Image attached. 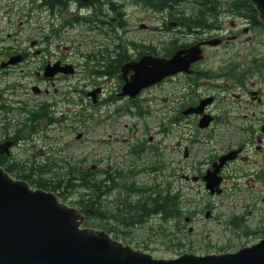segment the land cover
Wrapping results in <instances>:
<instances>
[{
    "label": "rangeland",
    "instance_id": "obj_1",
    "mask_svg": "<svg viewBox=\"0 0 264 264\" xmlns=\"http://www.w3.org/2000/svg\"><path fill=\"white\" fill-rule=\"evenodd\" d=\"M16 1L17 5L13 6L12 23L9 0H0L1 59L4 60L8 56L13 46H18L28 53L30 49L35 52L32 43L37 45L41 43V47H44L42 38L50 34L53 26L61 29V32L57 37L49 39L48 54L29 56L33 63H38L37 65L22 64L6 74L3 72L0 74V136L13 131L11 126H18L23 119H26L28 114L26 111H36V105L39 106L41 103L52 105L48 109L49 117L34 124L35 130L29 135L31 137L29 142L19 146L14 154L15 158L18 161L45 162L49 158L59 157L83 169L96 166L99 171H120L124 175L121 181L128 180L139 186L170 183V190H179L184 199L185 215L176 223H162L157 216L139 227L133 223L131 227L124 229L129 234L118 237L120 243L131 246L136 251L147 253L154 259L170 260L183 254L206 256L240 250L241 248H233L234 245L232 248H227L228 243L224 237L230 235L229 218L221 207L222 201L217 196L210 197L200 184L184 180L185 177L192 178L196 173L203 171L200 164L208 159L211 150L206 140H202L201 144L193 145L191 141L200 136L196 130H193V134L188 137L186 136L188 130L181 135L165 137L162 132L167 127L159 126V123H163L162 119L157 120L159 116L166 111L172 110L174 113L178 107L174 100L183 95L184 90L180 85L177 82H170L140 98L144 99L141 100L140 105L153 115L151 119L143 122L145 133L142 131L143 124L136 117L123 112L127 109L126 101L120 99L118 102L105 104L95 110L86 96L88 92L101 88L102 84L105 86V99L112 93L118 94L116 82L107 79L97 80L90 76L93 63H89L86 59V56L95 54L94 52H103L104 49L117 45L118 41L114 36L118 35L128 40V44L136 47L150 44L160 49H165L173 39L181 43L186 42V39L176 32L167 35L140 30L139 22L146 25L147 29L160 28L157 19L161 16L148 11H138L133 7L125 8L130 33L123 35V32L115 31L114 34L107 32L104 35L98 27H91L88 24L68 28L63 26L65 20L77 16L95 20L91 13H78L79 10H75L74 5H69V8L62 11V18L59 16L53 18L47 10L35 9L36 5L41 4V0H31L34 1L33 3L29 0ZM26 5L32 9L29 10L31 11L29 21L23 18L24 10H19V7ZM189 8L185 9L187 14L192 12ZM231 16L229 13H219V17L226 22L235 18ZM98 17L96 20L102 19ZM102 20L115 23L110 18ZM107 28L108 26H104L103 31H107ZM256 32L254 39L259 40L263 33L259 30ZM261 42H254L249 48L263 50L260 46ZM128 46L130 51L134 50L133 46ZM221 54L223 56L224 51H221ZM46 61L49 62L48 64L60 61L72 65L76 72L66 79L61 78L47 83L39 81L37 71ZM34 86H37L42 94L34 95L31 91ZM231 94L232 92L224 94L223 97L228 100ZM18 103L21 106L16 105ZM222 107L223 105L216 111L220 116L219 110ZM119 109L121 110L117 112ZM83 113L92 115L94 119L82 122L84 117L78 118V115ZM97 119L100 121L98 122ZM186 123L189 124L188 121ZM4 129H7L6 134L2 131ZM225 129L226 126L223 125L216 127L215 139H219L218 135L224 134ZM79 134L82 135L81 140H77ZM202 135H212V132ZM143 136L146 143L150 136L153 138L151 142L153 150H143L134 154L135 141ZM176 145L177 150L173 151ZM188 147L192 149V153L185 158L183 148ZM11 153L13 157V150ZM72 201H75V196H71L64 204L78 209L71 204ZM207 212H211L212 218L205 219L204 215ZM186 219L191 222L188 224ZM93 224L94 222H91L90 225L85 219L83 228L101 231L107 227L102 224L94 228ZM163 226L168 232L164 236L158 233Z\"/></svg>",
    "mask_w": 264,
    "mask_h": 264
},
{
    "label": "flooded vegetation",
    "instance_id": "obj_2",
    "mask_svg": "<svg viewBox=\"0 0 264 264\" xmlns=\"http://www.w3.org/2000/svg\"><path fill=\"white\" fill-rule=\"evenodd\" d=\"M41 1V4L36 5L35 9L47 10L53 18L58 17L55 12L50 11L48 6L44 4L45 0ZM16 2V0H9L10 20L12 23L14 13L13 6L17 5ZM31 2L33 3L34 1ZM99 2L100 6L98 0H92L87 3H57L60 4V9L61 7L67 9L69 8V5H74L76 8L75 10H79L78 13L88 12L93 14L95 20L93 19L92 27H98V30L104 35L107 32L109 34H114L115 31L118 33L123 32V35L130 33L127 22V13L125 11L126 7H133L138 11L141 10L159 14L161 18H158L157 22L160 23V28L147 29L148 27L142 24V22H139L138 28L150 33L167 35L170 32H176L178 35L183 36V38L186 39V42L181 43L177 39L169 41V44L170 42L175 41L176 46H178L174 50H170L169 48L160 49V47H155V45L150 44H143L141 47L137 46V48L136 46H133V44H128V40H124L118 35L114 36V39L118 41L117 45L104 49L103 52H94L96 54L95 58L89 63H93L90 76L97 80L107 79L116 82V91L118 94L112 93L107 99H105V86L102 84L100 86L101 88H96L99 89L100 93L96 97L95 102L88 98L93 104L94 109L96 110V108L105 106V104L108 103H113L114 101L118 102V100L121 99L127 102L126 108L127 110L129 108L127 114L136 117L143 124V122L151 119L153 115L147 108L140 105L141 100H144L140 98L146 93H151L152 90L160 89L165 84L177 82L184 92L181 98L174 100L178 105L174 113H172V110L166 111L163 115L159 116V119H157L159 121L160 119L163 120V123H159V126L167 127L162 133L165 134V137H174V135L184 134V132L188 130L186 134L188 137L191 133L193 134V130H196L200 136L191 141V143L193 145L195 143L201 144L203 142L202 140H206L211 148L210 155H208V159H206L203 164H200L203 171L196 173L195 176L192 177L198 179L195 184H200L201 187L204 186L201 178L207 171L213 170L212 165L218 163L220 158L229 157L218 174V177L221 179V194L217 196L222 201L221 207L226 212L225 215L229 218L228 227L230 229V235L224 237L228 243L227 248H232V245H234L233 248L242 249L264 241V27H257L250 18H238L235 16L233 20H229L228 22L219 17L216 19L215 24L210 23L211 20L209 18H206L203 22L198 20L202 26H193L186 30L179 25L178 20H173L172 15L174 10L185 12V9L188 7L192 10L198 9L200 6L207 3L202 1L193 2V0H182L181 2L176 3L177 5L168 4L167 9L163 12H155L156 7L159 6L157 5V0H110L109 2L106 0H99ZM19 10H24L23 18L29 21L31 13L29 10L32 9H29L26 5L24 7H19ZM116 12L121 15L120 21ZM224 13L226 14L229 12ZM229 14L232 15L231 13ZM98 16L102 19L110 18L114 20L115 23H107L102 19L96 20ZM120 22H122V25ZM104 26H108L107 31H103ZM58 30L59 29H56L53 26L51 31L57 32ZM257 30L263 33L259 40L254 39ZM50 35L51 32L50 34L43 36L42 42L44 43V47H41V43L38 45L37 43L31 44L32 48L35 47V52L30 49V53H28V51H25L18 46H13L4 60L1 59L0 53V74L2 72L6 74L10 70L22 66V64L37 65L38 63H33L29 56L31 54L34 56H45L48 54L49 39L53 37L51 36V38H49ZM211 41H217V45L212 46L208 44ZM258 41H262L260 46L263 47V50L249 48L254 42ZM128 45L133 46L132 48L135 49L130 51V46ZM197 45H199V49L201 50L202 58L191 64L188 74L181 73L171 78L164 79L161 83L142 91L135 99L120 97L121 88L126 81V79L123 78V73L121 71L123 68H127L128 72L125 75L127 79H130L133 74V72L130 71V64L137 63L141 58L148 56L169 60L179 49H187ZM122 51L125 52V58L119 62L117 70H114L115 75L107 76L104 74L103 76H97L98 73L101 74L105 71H108L107 74H111L113 71L107 69L115 60H117L119 53L123 55ZM221 51H224L223 56ZM105 53H108L109 55H106ZM17 56L21 58L19 62L8 67H2L9 58ZM57 62H59L61 66L67 65L60 61ZM48 63V61L43 62L39 67L37 71V77L40 79L39 81H45L47 83L58 79L60 80L61 78L66 79L71 76L58 74L53 78H45L44 68ZM72 67L75 74L76 71L74 66ZM33 89H37L39 94H34ZM31 91L34 95L42 94V91L37 86L32 87ZM230 92H232L231 96L228 100H225V97H223L224 94H229ZM209 98H212V103L205 107L204 114L211 115L214 119L208 128L200 130L197 127L200 117L194 114L186 116L183 115V113L185 110L198 107L202 101ZM16 105L21 106L20 103ZM138 105H140L141 108H139ZM221 105H223V107L219 110L221 113L220 116L216 111ZM50 106L52 107V105ZM50 106L46 103H41L39 106L36 105L35 109L44 107L48 113ZM13 112L14 110L12 108V113ZM32 112L33 111L29 110L26 111V113H28L26 119H23L18 126H11L13 131L10 133L0 136V146L6 142L12 144L9 149V155L0 154V157H5L6 159L11 160L13 158V164L14 161L18 162V167L20 166V162L24 163V167L28 164V161H18L14 154L17 152V149L20 148L19 146L22 143L26 144L31 138L29 135L32 134L33 127L32 123L30 121L27 122V120L31 118ZM78 116V118H80L81 114ZM92 119H94L93 116ZM97 121L99 122L100 119H97ZM187 121L189 124L186 123ZM220 125L226 126L225 132L224 134L218 135L219 139H215L216 135L214 134L216 132V127ZM2 131H7V129ZM142 131L145 133V124H143ZM210 131L212 132V135H202ZM151 142H153L151 136L147 139V143L145 142L144 136L141 139H136L133 153L137 154L138 152L143 150L147 151L148 149L150 151L153 150ZM214 142H216V144H214ZM184 149L187 150L188 156L192 153V149L189 147L183 148V151ZM214 149L216 150L213 151ZM12 150L13 157L11 153ZM172 150L176 151L177 145ZM91 171L97 172V176L101 178L103 174L99 172L105 170L99 171L97 167L94 166L91 168ZM105 172L115 176L117 175L116 180L118 181L124 178L123 173L120 171L112 172L106 170ZM121 182L125 183L131 181L125 180ZM117 194L118 192L113 190L111 199H109V201H112L111 206L114 210L120 207V204L114 201ZM135 199L136 197H133L131 200ZM134 213L136 218L133 219V221L127 222V224H131L130 226H132L133 223H135L136 227L142 226L149 219L156 217L150 216L146 222L142 221L144 223L141 224L139 223L141 220H138L137 218L138 214H136V212ZM209 213L211 214V212ZM122 217V214L118 213L115 219ZM210 218H212V215H210L209 219ZM172 221L176 222L175 219H171L167 222L171 223ZM187 222L189 224L191 220H188ZM163 228L164 226L161 228V232L165 230V228ZM124 229H121V226L116 224L115 221L110 220L107 227L101 231L106 232L111 239L118 241L120 235L129 234V232L127 233ZM119 232L122 233L118 236Z\"/></svg>",
    "mask_w": 264,
    "mask_h": 264
},
{
    "label": "water",
    "instance_id": "obj_3",
    "mask_svg": "<svg viewBox=\"0 0 264 264\" xmlns=\"http://www.w3.org/2000/svg\"><path fill=\"white\" fill-rule=\"evenodd\" d=\"M57 2L87 3L92 0H55ZM258 14V23L264 25V0H249ZM143 28V27H141ZM208 44L217 45V41ZM202 58L199 45L179 49L169 60L145 56L130 64L133 72L126 78L127 68L122 75L126 79L120 97L135 99L142 91L175 75L189 73V67ZM21 58L11 57L4 67L19 62ZM58 74L73 75L71 65L61 66L59 62L44 68V77L49 79ZM34 94H39L33 89ZM99 89L89 92L87 98L95 102ZM212 98L202 101L198 107L185 110L183 115L201 116L197 127L208 128L213 121L204 115V109ZM82 135H77L80 140ZM12 144L3 143L0 154L9 155ZM188 157L187 150L183 152ZM229 157L220 158L201 178L204 191L210 196L221 194V167ZM196 183L197 178H184ZM210 213L204 217L209 219ZM86 217L78 209L60 201L52 192L33 189L21 180H15L0 167V264H264V241L234 253L196 256L183 254L175 259H154L151 255L136 251L110 238L104 231L83 228ZM188 220V219H186ZM187 222V221H186Z\"/></svg>",
    "mask_w": 264,
    "mask_h": 264
},
{
    "label": "trees",
    "instance_id": "obj_4",
    "mask_svg": "<svg viewBox=\"0 0 264 264\" xmlns=\"http://www.w3.org/2000/svg\"><path fill=\"white\" fill-rule=\"evenodd\" d=\"M106 1L109 2L110 0ZM157 1V5L159 6L156 7L155 12H163L167 9L168 4L177 5L176 3L181 2L182 0ZM196 1L207 3L200 6L198 9H193L189 14L184 11L174 10L172 15L173 20H178L179 25L186 30L193 26H202L198 20L203 22L206 18L211 20L210 23L215 24L216 19L219 18L218 14L220 12H229L238 18H250L257 27H264L257 22V13L249 0H193V2ZM44 2L50 11L55 13L58 12V14H56L62 18L61 14L63 13L62 11L64 8L61 7L60 9V4L54 0H45ZM98 3L100 6L99 0ZM116 14L120 21L121 15L117 12ZM81 24H88L92 27L93 20L88 17L77 16L76 18L65 20L63 26L68 28ZM120 24L122 25V22H120ZM60 32L61 29L57 32L51 31L49 38H51V36H53V38L57 37ZM177 47L175 41H173L170 42L166 48L174 50ZM122 52L123 55L119 53L117 60H115L107 69L113 71L111 74H107L108 71H105L101 74L98 73L97 76H103L104 74L107 76L115 75L114 70H117L119 62L125 58V52ZM105 54L109 55L108 53ZM94 58L95 54L86 56L88 62H91ZM120 110L121 109L117 112ZM128 111L129 108L128 110H123L126 114ZM48 117L49 114L47 113L46 108L41 107L32 112L31 118L27 120V122L30 121L32 123L34 132V124L43 119H47ZM80 118H82V122L90 121L92 119L90 114L84 113ZM6 132L7 131H5V134ZM17 165L18 162L15 161L13 164V158L11 160L6 159L5 157H0V167L6 173L14 179L27 182L33 189L52 192L63 203H65V201L71 196H75V201H72L71 204L78 208L80 213L86 217L88 222H90V225L91 222H94V228L102 224L108 225L110 220L119 224L121 229L129 228L131 227V224H127V222L133 221V219L136 218L134 212L138 214L137 218L138 220H141L139 222L141 224L144 223L142 221L146 222L150 216H157L161 219L162 223L171 219H175L177 222L186 213L184 211L185 202L180 195V191L170 190V183H163V185L160 183L155 186H139L134 182L122 183L121 180H116L117 175L108 174L105 171L99 172L103 174L101 178H99L97 172H93L90 169H83L73 163L66 162L62 158L60 159L59 157L52 159L49 158L45 162L30 161L26 167H24V163L21 162L19 167ZM165 187H167V189H165ZM113 190L118 192L114 201L120 204V207L116 210L111 206L112 201H109ZM133 197H136V199L131 200ZM118 213L122 214L123 217L115 219ZM176 222L172 221V223ZM161 230L162 229L158 232L159 234H163V236L168 234L167 231L163 230V232H161ZM177 231H179V229H177ZM121 233L122 232H119L118 236Z\"/></svg>",
    "mask_w": 264,
    "mask_h": 264
}]
</instances>
